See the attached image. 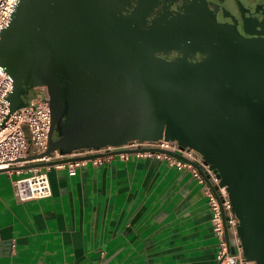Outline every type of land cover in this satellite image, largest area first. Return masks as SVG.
Masks as SVG:
<instances>
[{
  "label": "water",
  "instance_id": "obj_1",
  "mask_svg": "<svg viewBox=\"0 0 264 264\" xmlns=\"http://www.w3.org/2000/svg\"><path fill=\"white\" fill-rule=\"evenodd\" d=\"M158 1L19 0L0 31V66L13 94L20 83L46 86L51 116L47 150L20 161L175 140L222 178L244 254L264 264V0H237V9L228 0L236 25L217 21L207 0H176L185 18L147 25ZM250 20L263 30H249ZM164 49L184 55L155 54ZM190 51L205 56L190 61Z\"/></svg>",
  "mask_w": 264,
  "mask_h": 264
},
{
  "label": "crops",
  "instance_id": "obj_2",
  "mask_svg": "<svg viewBox=\"0 0 264 264\" xmlns=\"http://www.w3.org/2000/svg\"><path fill=\"white\" fill-rule=\"evenodd\" d=\"M67 161H82L74 175L56 166ZM40 168L51 196L24 201L15 194L19 174L0 171V264H218L205 190L218 194L196 161L140 148Z\"/></svg>",
  "mask_w": 264,
  "mask_h": 264
},
{
  "label": "built area",
  "instance_id": "obj_3",
  "mask_svg": "<svg viewBox=\"0 0 264 264\" xmlns=\"http://www.w3.org/2000/svg\"><path fill=\"white\" fill-rule=\"evenodd\" d=\"M19 0H0V31L10 21V16ZM13 81L8 73L0 66V170L19 174L14 180L15 194L20 201L44 199L51 196V186L46 169L22 166L31 163L48 162L53 159H64L70 156H87L89 154L109 153L120 149L154 148L178 152L199 163L216 188L217 195L208 187L205 190L207 205L211 213L212 231L217 238L218 264H255L246 258L240 237L238 235V217L232 206L227 186L214 168L197 151L181 147L175 140L163 138L148 140H131L120 146L88 147L61 154L54 151L32 161H20L27 155L42 154L48 147L50 129L49 95L44 85L34 87L36 94L30 103L11 110L6 97L12 91ZM145 154V153H144ZM150 155L151 153L146 152ZM137 156L143 153H136ZM82 161H67L56 166L66 167L69 175H74ZM14 167V168H13ZM22 167V168H21ZM23 173V175H20ZM222 210L225 212L223 219ZM225 224L229 231V243L225 238ZM229 244L234 252H229Z\"/></svg>",
  "mask_w": 264,
  "mask_h": 264
},
{
  "label": "flooded vegetation",
  "instance_id": "obj_4",
  "mask_svg": "<svg viewBox=\"0 0 264 264\" xmlns=\"http://www.w3.org/2000/svg\"><path fill=\"white\" fill-rule=\"evenodd\" d=\"M199 1H202V0H199ZM231 1L233 2L232 6L237 9V6L235 4L237 0H231ZM206 2H207L208 7L212 10L217 21L230 22L232 25L233 23L236 25V22L239 21V24H240L241 18L239 17L240 14L238 10L236 11L237 15L233 14V11L228 14L225 13V9L229 11V8H227V6L229 5L228 0H207ZM243 5H244L243 1H240L239 6L243 7ZM240 13L243 14V10H240ZM176 16L185 18L183 2L176 1V0H168V1L159 0L155 4L153 9L150 11V13L147 15L146 24L148 25L151 23L152 20H156L159 18L170 19L171 17H176ZM252 20L247 22L246 27L249 30L255 29V31H258V32L262 31L263 30L262 28L255 27V24H252ZM243 33L245 34L244 31ZM155 54L167 60H174L184 55V53L180 49H164V50L157 51ZM186 55L190 61H198L205 56L204 53L199 52V51H190ZM56 132L57 134H59L58 132H61L59 127L57 128Z\"/></svg>",
  "mask_w": 264,
  "mask_h": 264
},
{
  "label": "rangeland",
  "instance_id": "obj_5",
  "mask_svg": "<svg viewBox=\"0 0 264 264\" xmlns=\"http://www.w3.org/2000/svg\"><path fill=\"white\" fill-rule=\"evenodd\" d=\"M20 84L21 85H18L16 89H14L16 90L14 94L10 92L6 97L7 101L9 102V107L11 110L17 109L21 105L26 104L27 99L33 98L36 94V91L34 90V86L32 87L30 85V86L22 87V83ZM20 87L22 88L20 89ZM19 90H21V92H19Z\"/></svg>",
  "mask_w": 264,
  "mask_h": 264
}]
</instances>
